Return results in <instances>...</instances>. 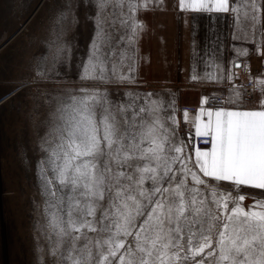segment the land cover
<instances>
[{"label": "snow or ice", "instance_id": "snow-or-ice-1", "mask_svg": "<svg viewBox=\"0 0 264 264\" xmlns=\"http://www.w3.org/2000/svg\"><path fill=\"white\" fill-rule=\"evenodd\" d=\"M153 2L159 0H95L96 30L79 74L81 81L112 79L106 72L103 48L110 41L105 26L109 16L116 23L117 10L125 29L120 37L126 42L121 60H132L134 45L146 27L137 19V10ZM178 7L185 12L236 11L229 0H178ZM258 8L252 0L251 11ZM71 15L70 4L58 10L55 23L61 29L53 30L49 52L36 65L33 83L50 79L65 59L63 22ZM128 70L133 71L131 64ZM132 79L131 75L118 78L119 82ZM259 83L262 95L257 107L245 108L228 99L225 104L233 106L207 108V121L200 119L205 109L199 110L195 136L210 144L204 148H191V140L177 134L174 115L163 118L170 121L165 125L160 116L162 100H151L150 107H145L138 103L139 94L129 92L128 102L113 104L107 89L100 87L73 88L66 95L39 92L44 104L52 106L49 130L40 138L41 150L48 153L37 166L42 194L56 198L53 179L41 166L45 162L52 165L60 186L70 187L66 219L56 211L48 212L62 208L63 197L56 205L50 199L44 201L45 212L51 215L48 232L55 231L61 241L72 237L69 255L61 254V259L71 264H114L117 256L118 264H264V199L252 196L247 208L242 203L245 187L264 191V81ZM153 95L146 93L145 98ZM97 106L104 112L99 124ZM145 112L150 119L141 116ZM187 115L185 110V121ZM52 132L57 143L49 148ZM82 228L94 236L84 234L87 242L77 249ZM59 247L60 242L48 254L56 256Z\"/></svg>", "mask_w": 264, "mask_h": 264}, {"label": "rangeland", "instance_id": "rangeland-1", "mask_svg": "<svg viewBox=\"0 0 264 264\" xmlns=\"http://www.w3.org/2000/svg\"><path fill=\"white\" fill-rule=\"evenodd\" d=\"M67 4L71 5L72 15L63 22L62 39L67 45L65 59L50 73V79L33 83L36 65L49 52L48 42L53 39V30L59 32L61 29V25L55 23V16ZM151 5L147 9L139 8L136 13L137 19L144 21L145 31H150L152 26ZM95 13V0H0V264H40L41 257L43 264H71L61 259V254L64 257L69 255L72 237H63L61 241L55 231L49 233L46 228L51 215L45 212V199H50L56 205L58 198L63 197V207L49 208L48 212L56 211L57 215L66 219L70 187L62 188L59 181L54 179L52 165L45 162L41 166L48 177L53 179L56 198L42 194L37 166L48 153L41 150L40 138L49 130L48 113L52 106L44 104L39 92L66 95L73 88L100 87L107 89L108 98L113 104L128 102L129 96L126 93L129 92L139 94L138 103L145 107H150L151 100H162L161 118L174 115L178 125L177 134L186 141L190 139L191 148L196 146L193 143L194 126L191 124L183 128L180 122L181 112L186 105L178 103L174 88L166 82L151 79L152 56L142 48L143 32L134 45L135 55L132 60L128 57L121 60V50L126 47V42L120 41L125 29L119 23V10L116 12V23H111L109 16L105 26L110 41L105 43L103 52L107 61L106 72L112 79L107 83L79 79L83 61L88 56V46L96 30ZM129 64L133 69L131 73L128 70ZM121 75H131L133 79L119 82ZM146 93L155 95L145 98ZM217 95L222 94L210 96L209 106L210 99ZM170 101L173 102L171 106ZM103 114V108L97 106L95 115L98 124ZM141 116L150 119L146 112L141 113ZM117 120L123 130L125 126L122 119L117 116ZM163 122L166 126L170 124L166 119ZM98 134L103 135L102 127ZM56 143V133L52 132L49 148ZM144 146H148V141H144ZM188 179L191 183V178ZM221 186L225 187L226 183L221 182ZM243 193L246 199L242 203L246 208L252 204V196L264 199V191L259 189L245 187ZM80 233L76 241L77 249L87 242L84 234L88 238L94 236L87 228L80 229ZM58 242L60 247L57 255H49L50 248ZM72 255L75 256V252ZM113 259L114 264H118V256Z\"/></svg>", "mask_w": 264, "mask_h": 264}, {"label": "crops", "instance_id": "crops-1", "mask_svg": "<svg viewBox=\"0 0 264 264\" xmlns=\"http://www.w3.org/2000/svg\"><path fill=\"white\" fill-rule=\"evenodd\" d=\"M229 2L236 11L185 12L178 7V0H159L151 5L152 26L142 35V48L152 56L151 79L174 88L179 104L198 107L195 114L187 112V121L185 111L181 112L183 128L195 125L201 108L205 114L200 119L207 121V108H214L208 105V99L214 94H222L245 108L257 107L261 98L259 81H264V74L255 76L258 89L253 100L246 99L241 85L252 76L245 74L243 67L256 71L264 56V0H255L259 6L255 13L251 11L252 0ZM193 75L198 79H191ZM237 92L238 97L232 94Z\"/></svg>", "mask_w": 264, "mask_h": 264}, {"label": "built area", "instance_id": "built-area-1", "mask_svg": "<svg viewBox=\"0 0 264 264\" xmlns=\"http://www.w3.org/2000/svg\"><path fill=\"white\" fill-rule=\"evenodd\" d=\"M262 42H261V48L264 52V29L262 30ZM264 55V54H263ZM258 69L256 70V72H252L249 70V68L247 66L243 67V72L247 75H252L251 77L248 78V80H246L241 87L244 89V95L246 97V99L248 100H253L255 97V91L258 89V85L255 79V76L264 73V56L263 59L258 63ZM226 97L222 96V95H217L214 96L210 99L209 104L211 106H226L225 101H226ZM198 107L196 105H186L183 107V110H187V112L191 113V114H195L197 111ZM193 143L194 145H196L197 147H210V144L205 145L204 143V138L202 137H196L195 136V131H193Z\"/></svg>", "mask_w": 264, "mask_h": 264}, {"label": "bare ground", "instance_id": "bare-ground-1", "mask_svg": "<svg viewBox=\"0 0 264 264\" xmlns=\"http://www.w3.org/2000/svg\"><path fill=\"white\" fill-rule=\"evenodd\" d=\"M253 72H256V71H253ZM182 111H184V110H182Z\"/></svg>", "mask_w": 264, "mask_h": 264}]
</instances>
